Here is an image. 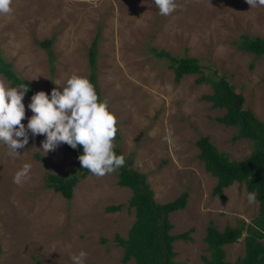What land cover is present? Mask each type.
<instances>
[{
    "label": "rangeland",
    "instance_id": "rangeland-1",
    "mask_svg": "<svg viewBox=\"0 0 264 264\" xmlns=\"http://www.w3.org/2000/svg\"><path fill=\"white\" fill-rule=\"evenodd\" d=\"M176 5L164 16L153 0H12V12L0 14V50L34 94L44 91L50 98L73 74L89 79L88 48L100 33L96 82L116 116L113 145L125 164L131 161V168L146 175L157 202L187 192L185 207L169 214L172 234L192 229L190 240L174 242L175 261L203 264L202 257L210 256L204 239L209 221L219 230L252 223L258 202L249 203L244 183L224 188L225 198L213 191L217 179L204 169L196 139L208 136L230 160L248 156L253 145L234 140L236 128L216 120L225 109L211 107L203 96L213 92L212 84L197 79L225 77L243 95V107L264 122V55L235 44L243 34L264 38V7L250 8L247 0H176ZM48 38L53 74L47 51L38 45ZM151 48L195 57L202 73L176 83L168 60ZM0 83L10 87L1 73ZM30 100L23 97L25 126L33 114ZM44 139L29 133L18 155L0 143V264H31L34 258L41 264H73L71 257L81 250L87 253L85 264H123L115 237H126L135 209L128 204L131 190L117 183L119 170L102 177L89 173L73 198L65 199L44 187L45 174H72L78 161L65 143L45 154ZM25 163L31 164L30 178L17 185L13 176ZM114 205L122 207L109 212ZM246 234L223 246L225 260L243 257Z\"/></svg>",
    "mask_w": 264,
    "mask_h": 264
},
{
    "label": "trees",
    "instance_id": "trees-1",
    "mask_svg": "<svg viewBox=\"0 0 264 264\" xmlns=\"http://www.w3.org/2000/svg\"><path fill=\"white\" fill-rule=\"evenodd\" d=\"M99 38L100 33L97 32L88 48L87 55L91 70L89 80L93 84L98 98L105 100L96 82ZM235 44L239 50L252 53L256 57L264 55V38L243 34L242 39ZM38 45L47 51L50 71L53 74L55 56L52 50L53 39L40 40ZM151 50L155 55L168 60V66L174 72L176 83L184 75L202 73V66L195 57L174 56L164 49L151 48ZM0 73L9 81L10 87L19 86L22 90H28L25 97L34 95L29 82L14 72L12 64L5 61L1 50ZM206 80L211 82L213 92L204 95L203 98L211 102V107L225 109L223 115L216 120L220 124L235 127L237 132L233 135V139H245L252 142L253 150L242 159L230 160L217 149L208 136L201 135L195 141V145L199 149V159L203 162L204 169L217 179L213 190L215 194L225 198L224 188L234 182L244 183L247 192L255 194L258 211L252 223L245 224L240 221L243 226H226L223 230H219L212 221H209L204 239L210 256L202 257L203 264H264V122L260 121L251 109L243 107V95L237 93L234 86L225 77L217 76L214 80H209L201 74L197 82ZM65 146L66 150L71 152L78 161L74 171L65 176L47 172L44 178V187L51 188L65 199L70 200L73 198V190L77 183L91 172L83 169L78 159L83 152V146L78 145L75 149L66 143ZM113 151L118 156L122 155L118 146H114ZM118 170L117 183L119 186L128 187L131 190L128 204L135 209V220L126 237L118 235L115 237V241L123 250L122 263L126 264L133 260V264H177L174 242L179 239L190 240L189 233L192 229L172 234L170 231L173 225L169 221V214L185 207L187 192L184 191L170 202L159 203L155 200L154 192L146 175L131 168V161ZM121 207L122 205L109 206L107 210L112 212L121 209ZM244 226L246 227L244 228ZM244 230L247 231V234L244 236L243 257L235 262L225 260L226 252L223 246L237 243ZM31 264H41V261L34 258Z\"/></svg>",
    "mask_w": 264,
    "mask_h": 264
},
{
    "label": "clouds",
    "instance_id": "clouds-1",
    "mask_svg": "<svg viewBox=\"0 0 264 264\" xmlns=\"http://www.w3.org/2000/svg\"><path fill=\"white\" fill-rule=\"evenodd\" d=\"M161 15L173 13L176 0H153ZM250 8L264 7V0H247ZM12 0H0V14L12 12ZM56 85H60L56 83ZM28 90L12 88L0 83V143L7 146L9 153L18 155L32 136L43 134L42 151L55 150L61 143L73 149L83 146L79 155L81 167L95 176L112 173L125 164L122 155L114 153L113 140L117 127L116 116L109 110L106 100L98 94L85 76L73 74L66 80L63 90L53 88L49 94L36 92L27 107L33 113L27 121L23 97ZM31 164L25 163L13 176V183L21 185L30 178ZM255 194L248 195L249 203L255 202ZM87 253L81 250L71 257L73 264H85Z\"/></svg>",
    "mask_w": 264,
    "mask_h": 264
}]
</instances>
